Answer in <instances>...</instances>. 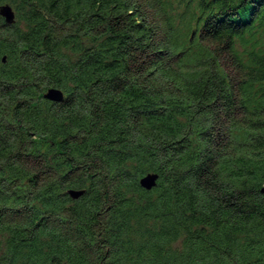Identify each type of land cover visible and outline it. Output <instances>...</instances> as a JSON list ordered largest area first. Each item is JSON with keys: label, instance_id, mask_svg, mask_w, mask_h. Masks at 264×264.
Returning a JSON list of instances; mask_svg holds the SVG:
<instances>
[{"label": "trees", "instance_id": "16d2710c", "mask_svg": "<svg viewBox=\"0 0 264 264\" xmlns=\"http://www.w3.org/2000/svg\"><path fill=\"white\" fill-rule=\"evenodd\" d=\"M2 4L0 264H264V0Z\"/></svg>", "mask_w": 264, "mask_h": 264}, {"label": "water", "instance_id": "95a60500", "mask_svg": "<svg viewBox=\"0 0 264 264\" xmlns=\"http://www.w3.org/2000/svg\"><path fill=\"white\" fill-rule=\"evenodd\" d=\"M0 16L9 25L14 24L16 21V12L10 4L0 5ZM3 61H6L5 57ZM44 97L52 102H62L64 100V92L58 88H50ZM158 180L159 174L148 173L141 179L140 184L143 188L150 191L157 186ZM68 193L73 199H79L85 194V190H70Z\"/></svg>", "mask_w": 264, "mask_h": 264}]
</instances>
